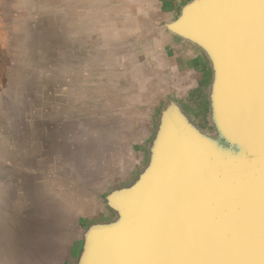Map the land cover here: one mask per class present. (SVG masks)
Here are the masks:
<instances>
[{"label":"water","instance_id":"water-1","mask_svg":"<svg viewBox=\"0 0 264 264\" xmlns=\"http://www.w3.org/2000/svg\"><path fill=\"white\" fill-rule=\"evenodd\" d=\"M175 10L161 26L206 61L201 104L166 96L142 164L102 193L108 212L84 223L72 264H264V0Z\"/></svg>","mask_w":264,"mask_h":264},{"label":"rangeland","instance_id":"rangeland-1","mask_svg":"<svg viewBox=\"0 0 264 264\" xmlns=\"http://www.w3.org/2000/svg\"><path fill=\"white\" fill-rule=\"evenodd\" d=\"M181 1L183 0H0V80H3L1 84L5 88L2 97L9 100L11 97L10 109L13 106L12 94L10 95L13 84H34L37 79H42L38 76L43 74L48 60L60 57L64 38H72L70 50L74 43H78L87 66L85 74L75 84L83 81V85L97 86L92 94L86 90L88 98L85 107L79 106L83 111L81 115L88 114L90 119L97 120L93 118L96 116L93 112H100L102 118L98 132L93 135L97 149L95 155L91 158L84 156L82 149L83 157L67 156V163L82 164L78 170L75 169L80 165L74 166L73 171L69 170L70 177H78L81 186L70 183L64 185L60 191L63 203L54 205L51 221L43 219V207L35 200L40 197V192L32 187L30 181L27 182L30 199L35 202L27 205L23 211L25 214H22L23 219L12 233L18 229L24 239L25 234L32 235L31 245L35 252L30 253L23 238H17L15 233L12 239L15 244L10 246L15 252L14 261L13 256H10L11 264H69L67 255L70 256L72 247L76 251L79 240V236L76 239L73 235H77L83 227V224L80 227L76 224L75 210L82 207L84 223L108 212L100 197L112 185L131 177L142 164L144 143L152 129L153 114L166 96L174 93L186 100H193L198 96L197 106L203 99L201 91L207 82L206 61L189 45L168 36L161 26V21L171 18ZM124 19L129 22L127 27L121 28L120 21ZM163 32L173 42L167 40ZM117 37L128 43L119 44L115 41ZM161 37L165 40L161 41ZM180 44L190 48L199 58H187L184 54L187 51ZM96 50L99 51L93 56ZM120 54L127 56L119 57ZM111 56H114L112 60ZM57 58H54L55 63ZM116 63L118 78L114 77L116 67H112ZM171 64L175 69L171 68ZM123 65L126 67V76L122 82L130 89L129 94H133L130 116L137 123L131 126L134 130L130 134H126V131L103 134L112 125L104 117L108 116L109 103L103 100L98 102V106L90 99L110 94L109 81L120 84L124 74ZM110 68H113L112 72ZM113 107L110 114L114 115L115 111L119 114L120 106L115 107L113 104ZM9 112L8 109L7 113ZM56 128L58 133L54 130ZM59 128H50L47 137L43 136L45 141H63L64 135ZM117 136L122 137V141L117 140ZM65 152L69 156H76L79 145H71ZM79 173L88 183L83 184ZM90 183L89 187H83ZM65 210H69L66 212L69 223L61 225ZM56 233L62 238L61 243L56 242Z\"/></svg>","mask_w":264,"mask_h":264},{"label":"crops","instance_id":"crops-1","mask_svg":"<svg viewBox=\"0 0 264 264\" xmlns=\"http://www.w3.org/2000/svg\"><path fill=\"white\" fill-rule=\"evenodd\" d=\"M120 22L122 24L119 26L124 28L127 27L129 21L124 19ZM163 34L167 37V40L169 39L173 42L164 32ZM164 40L161 37V41ZM70 41H72V38H64L62 43L64 48L61 47L60 49V57H54L57 58L56 63L54 58L48 60V64L46 63L47 67L43 68V74L38 76L42 79H37L34 84H13L14 91L13 89L12 91L10 90L13 101L11 109L9 106V104L11 105L9 102L11 97L10 100L2 97L5 88L3 83L1 84L3 80H0V264H11L12 256L14 261L15 252L10 247L11 244L13 246L15 244L14 240H12L15 233H12V231L23 219L25 214H23V211L27 205L35 202V200L39 201L38 203L43 207L45 214L43 219L51 221L50 217L52 216L54 205L59 206L63 203L60 191L63 190L64 185L70 183L73 186H81L78 177H70L71 171L69 172V170L74 169V166L80 165L75 169L78 170L82 164L67 163V156L72 158L83 157V149L84 156L87 155L91 158L97 150L94 142L95 136L93 135L95 133L94 129L99 128L102 123L101 113L93 112L96 115L93 118H97V120L90 119L88 114L87 116L86 114L81 115L83 111L79 108L80 105L85 107L86 98H88L86 97V90L89 94H92L97 86L89 87V85H83V81L81 84H75L85 74L87 66L83 61L80 45L74 43L75 45L70 50ZM115 41L119 44L128 43V41L120 37H117ZM158 43L159 39H157ZM181 47L187 51L184 53L187 58H199L190 48L184 45H181ZM97 51L99 50H96L93 56ZM114 56L116 58L117 54L115 53ZM114 56H111L110 59L112 60ZM121 56L127 55L120 54L119 57ZM118 64L122 66L120 62ZM112 67H116L114 77L118 78L117 63ZM171 68L175 69V66L171 64ZM112 71L113 68H110V72ZM122 71L124 74L120 84H116V82L113 84L109 81L110 94L98 95L95 100L91 98L90 101L98 106L100 101L108 102L110 110L108 116H104L105 119H108L107 121L110 125L115 126L116 132L122 133L126 131V134H130L134 130L131 126L137 122L134 117L130 116L132 107L130 100L133 94H129L130 89L122 82L126 76V67L124 65ZM110 74L113 75V73ZM89 75H92V73ZM74 77L76 80H74ZM113 104H115V107L120 106L119 114L116 111L114 115L110 114L111 109L114 108ZM8 109L9 113H7ZM67 123L74 125L73 130L69 132L68 138H66V133L63 141L59 139L54 142L45 141L44 137H47V132L50 128L64 127ZM126 126H128L127 129ZM89 130L92 132L90 133ZM117 140L122 141V137L117 136ZM71 145H79V152L76 156H69L68 153H64L65 149H68ZM79 176L83 184L88 183L80 173ZM28 181L31 182L33 188L40 192V197L35 200L30 199V189L27 187ZM90 185L91 183L85 184L83 187H89ZM68 211L65 210L63 212L65 217L61 218V225L69 223L66 220V212ZM75 211L77 213L75 221L77 226L79 225L78 227H80L82 224L84 225V211L82 207L77 208ZM53 224L56 223L53 222ZM78 234L76 235L75 233L73 236L77 239ZM56 237V242L61 243L62 238L57 233ZM74 242L73 240V244ZM74 248H71L70 256L67 255L69 264H72L73 261ZM17 256L21 257L19 254Z\"/></svg>","mask_w":264,"mask_h":264},{"label":"bare ground","instance_id":"bare-ground-1","mask_svg":"<svg viewBox=\"0 0 264 264\" xmlns=\"http://www.w3.org/2000/svg\"><path fill=\"white\" fill-rule=\"evenodd\" d=\"M207 69H208V67H206ZM206 69V73H208V70ZM207 76V75H206ZM206 85V84H205ZM204 89H205V86H203V88H202V91L201 92H204ZM194 103H196V102H194ZM193 103V104H194ZM201 103V102H200ZM193 104H191V105H193ZM68 124V125H67ZM67 124H65L64 125V127H60L59 129L61 130V133L63 134V135H65L66 133H67V135H66V138H68V135H69V132H71L72 130H73V128H74V125L73 124H71V123H67ZM152 124H153V121H152ZM56 130L58 131V129L56 128ZM95 130V133H94V135L98 132V129H94ZM57 131H55L56 133H58ZM115 126H113V125H111L109 128H107V130L106 131H104L103 132V134H106V133H108V134H113V133H115ZM54 132V133H55ZM89 132L91 133L92 131L91 130H89ZM55 133V134H56ZM72 152H74V150H72ZM60 215V214H59ZM15 233H16V237L17 238H23V240H24V242L26 243V246H27V248L29 249V250H31L30 251V253L31 252H35V249L34 248H32V245H31V241L33 240V237H32V235H26L25 234V239H24V237L22 236L23 234L21 233V231L20 230H18L17 229V232L15 231ZM22 234V235H21Z\"/></svg>","mask_w":264,"mask_h":264}]
</instances>
